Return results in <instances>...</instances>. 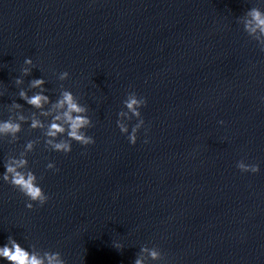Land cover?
<instances>
[{"label": "water", "instance_id": "water-1", "mask_svg": "<svg viewBox=\"0 0 264 264\" xmlns=\"http://www.w3.org/2000/svg\"><path fill=\"white\" fill-rule=\"evenodd\" d=\"M253 6L264 0H0V120L13 100L35 111L18 92L43 77L51 100L62 83L88 107L95 140L65 154L42 138L27 154L43 206L0 179V246L11 235L66 264H133L142 245L163 254L146 264H264V52L237 22ZM129 91L147 101L135 144L116 126ZM28 123L0 139V174L41 136Z\"/></svg>", "mask_w": 264, "mask_h": 264}, {"label": "clouds", "instance_id": "clouds-1", "mask_svg": "<svg viewBox=\"0 0 264 264\" xmlns=\"http://www.w3.org/2000/svg\"><path fill=\"white\" fill-rule=\"evenodd\" d=\"M237 22L242 25L243 31L255 40L260 50L264 52V11L253 6L242 16L237 17ZM23 64L32 65L33 61L30 57H25ZM21 73L28 75L30 68L22 67ZM68 77L69 73L65 70L59 73L57 79L64 81ZM23 82L21 77L15 78L17 86ZM45 83L43 77L33 78L28 82V89H37L38 91L29 95L26 89L20 88L18 92V97L35 111L26 115L22 111L23 105L13 100L8 106V118L0 120V139L7 138V142L10 144L19 139L17 134L22 131V125L25 122H29L30 129L41 131V136L27 140L17 155L9 154L7 156L3 164L4 171L0 174V179L27 198L25 207L28 209L34 207V202L37 206H43L50 199L49 195L39 185L37 175L28 167L27 154L35 150L42 138L44 148L65 154L71 151L72 141L82 146L95 143L93 136L87 135L85 132V129L94 126L87 114L88 107L81 104L78 97L65 88L62 83L59 85L58 97L54 101L51 100L48 95H45ZM146 103V98L138 96L135 91H129L122 101L123 107L117 112L116 126L121 134H127L126 138L130 144L136 143L137 131L144 124L140 108ZM133 117L137 118V122L129 131L127 121ZM218 123L224 122L221 120ZM144 142L147 143V139ZM45 167L59 171L53 162L47 163ZM236 167L241 172L256 173L259 171L258 164L245 163L243 159L236 162ZM114 247L121 249L122 245L116 242ZM0 258L7 261V264H66L59 251L39 250L35 245H31L29 250L11 235L7 237V242L0 246ZM162 259L163 254L158 247L142 245L133 264H146V261L149 260L159 261Z\"/></svg>", "mask_w": 264, "mask_h": 264}]
</instances>
